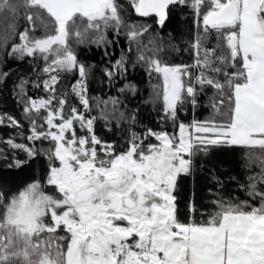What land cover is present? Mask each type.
I'll return each mask as SVG.
<instances>
[{
  "label": "snow or ice",
  "instance_id": "6c2138e0",
  "mask_svg": "<svg viewBox=\"0 0 264 264\" xmlns=\"http://www.w3.org/2000/svg\"><path fill=\"white\" fill-rule=\"evenodd\" d=\"M128 3L135 15L158 18L160 27L171 9H190L196 28L193 63L162 62L158 38L147 44L142 39L150 25L128 24L119 0H0V59L43 60L47 76L42 84L48 97L24 102L32 131L27 139L52 143L43 150L44 183L34 180L15 191L0 184V264H264V0ZM38 28L42 35H35ZM109 30L116 35L123 30L135 41L137 62L156 74L151 102L162 105L161 119L171 121L172 132L149 128L140 134L129 128L119 148L96 134L97 117L85 115L92 111L88 70L74 45L112 43ZM114 68L106 71L109 79L127 70V59L121 57ZM68 73L79 77L71 92L83 110L69 105L66 114V96L57 97L55 86ZM7 75L0 71V77ZM27 83L19 86L22 96ZM206 89L212 90L211 116L182 122L185 105L195 110ZM128 91L134 94L135 88ZM110 103L118 120L135 123L134 114L118 112V99ZM37 116L43 123L37 124ZM101 116L106 126L111 123L110 114ZM8 143L28 159L40 154L34 146ZM232 145L259 150L253 154L257 171L247 185L251 199L213 201L215 210L206 220L193 218L196 209L190 205L189 219L182 221L174 195L178 177L190 173L195 155ZM49 186L52 194L45 191Z\"/></svg>",
  "mask_w": 264,
  "mask_h": 264
},
{
  "label": "trees",
  "instance_id": "16d2710c",
  "mask_svg": "<svg viewBox=\"0 0 264 264\" xmlns=\"http://www.w3.org/2000/svg\"><path fill=\"white\" fill-rule=\"evenodd\" d=\"M123 5L125 21L128 24L150 25L149 32L142 38L147 44L148 39L157 37L158 43L162 46V51L156 53L157 57L171 65L192 64L193 51L190 46L196 33L193 22L192 11L183 6L170 10L168 19L163 27L158 26L156 17H139L129 6L128 0H119ZM21 29L25 26L23 20L19 21ZM43 30L38 28L35 35H42ZM107 39L112 41L109 44L95 43L74 45L77 59L83 63L88 70L87 93L89 103L92 107L87 116L97 117L94 128L96 134L103 140L115 143L119 148L128 139V130L143 134L146 129L154 131L172 132L171 121L162 120L163 115L160 104H153L151 97L153 86L157 84L156 74L149 75L145 65L137 62V44L122 30L119 35L109 30L106 33ZM214 44V38L210 39L208 46ZM151 54V53H148ZM125 57L127 59V70L117 72L111 79L106 75L107 70L115 71L114 65L117 61ZM44 61L40 59L24 60L12 59L7 56L0 59V71L7 72V77H0V116L4 117V124L0 125V184L7 186V189L15 191L23 188L26 184L34 180L44 183L46 180L48 159L43 150L52 147L49 140L25 141L32 134L31 123L24 113L25 100L27 98L40 99L47 98L49 93L43 89V80L47 76L41 71ZM79 79L77 74H61V79L56 87V96H66L67 104L65 113L67 114L69 105H73L80 110L83 106L78 98L72 94L71 88ZM25 84L26 96L20 95V84ZM40 84V87H36ZM129 86L135 88V93L128 91ZM123 89V91H122ZM212 95L211 89H206L199 97V105L192 109L190 105H185L184 111L179 114V119L184 123H190L193 119L203 121L211 116L212 110L207 107L209 97ZM118 99V112H123L125 117L134 114L135 123L129 124L127 120H118L117 115L112 114L111 100ZM109 102V103H105ZM55 104V101H53ZM102 111L111 115V123L106 126L102 118ZM44 110H41V114ZM18 121L20 127L10 126L8 118ZM37 124L43 121L36 117ZM46 128V125H45ZM111 130H108V129ZM43 131L45 129H39ZM78 135H83L77 129ZM23 134V139L22 135ZM17 144L34 146L40 154L35 158L28 159L24 151L16 149V152L9 154L8 141ZM153 140H145V144ZM10 150V149H9ZM13 150V149H12ZM259 150H249L242 146H221L213 147L207 153H199L193 157L191 171L189 174H181L177 180V189L174 195L177 196V213L182 221L189 219V207L195 206L193 218L196 220H206L214 210L213 201L250 200L247 185L249 177L257 171V164L254 163V153ZM7 157V159H4ZM27 163L21 167H13L17 160H26ZM52 194L51 187L45 189ZM258 203V201H252Z\"/></svg>",
  "mask_w": 264,
  "mask_h": 264
},
{
  "label": "rangeland",
  "instance_id": "374dc122",
  "mask_svg": "<svg viewBox=\"0 0 264 264\" xmlns=\"http://www.w3.org/2000/svg\"><path fill=\"white\" fill-rule=\"evenodd\" d=\"M68 74H74V73H68ZM1 125V124H0ZM11 126V125H10ZM78 130H79V128H78ZM80 131V130H79ZM80 133H81V131H80ZM22 136V139L24 138L23 137V134L21 135ZM25 141H29L27 138H26V140ZM30 142V141H29ZM7 149H8V151H11V152H9V154H13V153H15L16 152V148H12L11 146H9V147H6ZM10 149V150H9ZM13 149V150H12ZM3 156V155H2ZM3 158L4 159H7V157H4L3 156Z\"/></svg>",
  "mask_w": 264,
  "mask_h": 264
},
{
  "label": "crops",
  "instance_id": "0c3cea01",
  "mask_svg": "<svg viewBox=\"0 0 264 264\" xmlns=\"http://www.w3.org/2000/svg\"><path fill=\"white\" fill-rule=\"evenodd\" d=\"M232 146H235V145H232Z\"/></svg>",
  "mask_w": 264,
  "mask_h": 264
}]
</instances>
